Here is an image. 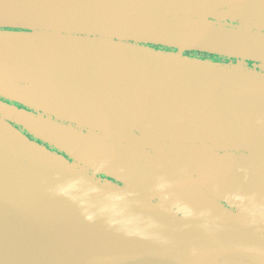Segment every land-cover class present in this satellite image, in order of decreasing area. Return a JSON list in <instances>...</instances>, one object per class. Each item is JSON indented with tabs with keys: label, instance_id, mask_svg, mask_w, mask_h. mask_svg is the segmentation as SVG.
Masks as SVG:
<instances>
[{
	"label": "water",
	"instance_id": "95a60500",
	"mask_svg": "<svg viewBox=\"0 0 264 264\" xmlns=\"http://www.w3.org/2000/svg\"><path fill=\"white\" fill-rule=\"evenodd\" d=\"M3 28L0 97L42 115L0 102V264H264V163L214 154L264 152V0H0Z\"/></svg>",
	"mask_w": 264,
	"mask_h": 264
},
{
	"label": "flooded vegetation",
	"instance_id": "af4514ba",
	"mask_svg": "<svg viewBox=\"0 0 264 264\" xmlns=\"http://www.w3.org/2000/svg\"><path fill=\"white\" fill-rule=\"evenodd\" d=\"M5 31H11L10 29H0V32H5ZM19 31V30H18ZM22 32V30H20ZM30 34H34L33 31H28ZM148 48H151V49H155L157 51H164V52H175V50L173 49H169V48H166V47H161V46H155V45H147ZM188 53V55H187ZM184 56H188L190 58H194V59H199V60H208L212 63H217V64H223V65H227V64H237V62H239V60L237 59H228V58H225V57H221V56H216V55H208L206 53H196V52H185L184 53ZM245 65L250 69V70H253L261 75H264V62H260V61H257V60H254L253 58L251 59H247L244 61ZM0 102L2 103H5V104H8L10 106H13V107H17L19 109H23V110H28L29 112L31 113H34L35 116H38V115H42V113L40 112H35L33 110H30L24 106H21L19 103L17 102H14V101H10L8 99H5V98H2L0 97ZM52 120L56 123H59L61 125H64V126H68L69 122H65V121H62V120H58L56 118H52ZM9 123H11L12 125H15V122L12 120H7ZM16 128L18 130H20L22 132V134H24L25 136L29 137L31 140L41 144L42 146H44L46 149L50 150L51 152H54L56 154H59L60 156L64 157L65 159H67V161H69L70 163H73L75 164V161L72 160L71 158H69L64 152L60 151L57 147H55L54 145H50L48 143H44L43 141H39L38 139H34L32 136H30L25 130H23V128L15 125ZM141 136V135H140ZM144 137V136H142ZM148 138V140H153L152 138L153 137H150V136H146ZM155 140H156V137H154ZM169 140V139H168ZM192 140H194V142L196 143L197 146H200L204 143L205 141V135H200V136H195L192 138ZM223 142L227 143V144H230V145H238V143L236 141H233L232 139H225ZM149 153L151 155H154L155 157H157L158 161L160 164L162 163H165L163 162V160L161 159L162 158V154L159 152H157L156 150L155 151H151V150H141V153L145 154V153ZM214 154L217 155V160L220 159L221 157L223 158H228L230 159V161H233L234 163L232 164H228V165H222L224 168H227L228 171L231 170L232 171H237L238 169H245L246 168V165H238L236 164V158L238 156H240L242 159H249V160H253L255 161L256 163H258V161L260 160L261 162L264 163V152H251V151H247V152H244V151H239L237 152L236 150H226V151H222V152H217V151H214ZM169 155V153L167 152V149H166V152L164 154L165 158H167V156ZM233 156H236V157H233ZM195 159H197L198 162H200V157L199 155H197L195 157ZM247 160H245L247 162ZM167 163V161H166ZM157 166L158 165H153L151 163H149V173L152 175V177H154V175H157L159 173H161V171L159 169H157ZM169 166L166 164V168H168ZM221 165L213 162L211 165H207V172L206 173H210V172H216L217 169H220ZM193 171H196V173H192L193 176L196 175V178H198L202 173H204L205 169H204V166L203 165H195L194 167H192V172ZM124 175V174H123ZM96 179H99L101 183H105L106 181L107 182H111L113 183L114 185H116L117 187H120V188H123V189H127L128 191H134L131 187H126V183H124L123 181H114L112 179H110L109 177L107 176H102V175H99L96 177ZM196 182V183H195ZM187 187L190 189V190H193L194 188L190 187L189 184L190 182L187 181ZM195 184H197V188L196 190H199L201 189L203 191V194H205L206 196L208 195L209 200L210 201H214V202H217L218 204H220L221 206H223L224 208H227L233 212H238L235 207H230L227 203L221 201L219 198H216L218 197L217 196V191H219L221 188L220 186H218L217 184H214V183H211L209 181V179L205 180V181H194L193 185L195 187ZM161 187H157L155 184H154V188L152 189V193L153 196H150L148 198H146V201L149 202L150 201V198L151 197H155V196H160V193L159 191ZM178 190L183 192L184 194H186L187 192H185V190L183 188H180V186L178 185ZM195 190V189H194ZM228 197L231 199V200H234L235 197L237 196V189H235L233 186L232 188L230 187L229 190H228ZM192 201H195V198L192 200ZM146 202V203H147ZM153 202V201H152ZM150 202V204H153V203H156V202ZM161 204H164L167 206V208L169 209L170 211V214H172V211H173V206L171 203H169L168 201H165L164 203H161ZM169 213V212H168ZM240 213H242V211H240ZM175 215L177 217H187V216H190L188 213H186L184 210H181L180 213H175ZM257 217L259 219H261L262 221H264V208L263 210H261V213H256ZM195 217H199L198 215H194ZM191 264V263H189Z\"/></svg>",
	"mask_w": 264,
	"mask_h": 264
},
{
	"label": "trees",
	"instance_id": "16d2710c",
	"mask_svg": "<svg viewBox=\"0 0 264 264\" xmlns=\"http://www.w3.org/2000/svg\"><path fill=\"white\" fill-rule=\"evenodd\" d=\"M187 55H188V53H187Z\"/></svg>",
	"mask_w": 264,
	"mask_h": 264
}]
</instances>
